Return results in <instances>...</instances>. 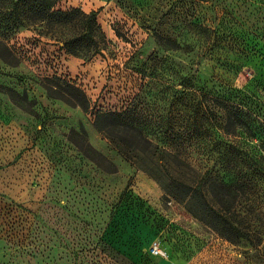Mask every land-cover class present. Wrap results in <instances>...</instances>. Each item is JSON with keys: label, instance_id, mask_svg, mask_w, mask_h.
Masks as SVG:
<instances>
[{"label": "rangeland", "instance_id": "obj_1", "mask_svg": "<svg viewBox=\"0 0 264 264\" xmlns=\"http://www.w3.org/2000/svg\"><path fill=\"white\" fill-rule=\"evenodd\" d=\"M50 1L0 0V264H264V146L243 142L242 158L226 159L208 109L234 100L264 122V0L56 1L95 12L88 51L68 43L88 27L79 16L28 18ZM54 74L89 110L171 119L196 164L238 172L228 217L242 238L201 206L189 213L180 181L137 170L88 114L49 98L42 78Z\"/></svg>", "mask_w": 264, "mask_h": 264}, {"label": "trees", "instance_id": "obj_2", "mask_svg": "<svg viewBox=\"0 0 264 264\" xmlns=\"http://www.w3.org/2000/svg\"><path fill=\"white\" fill-rule=\"evenodd\" d=\"M56 1L58 0H51L46 6L38 4L35 7H28L27 13L32 14L28 18H42L46 10L49 12V18L79 16L88 27L78 36V39L68 43L73 46L78 42L81 46L85 43V50L88 51L94 36L90 24L95 18V12L84 14L77 9L70 12L52 10ZM42 80L49 98L79 107L83 113L88 114L92 118L93 128L134 168L143 170L157 181H180L187 191L186 206L189 213L194 215V207L201 206L207 217L217 221L226 229L225 233L234 234L238 239L242 238L239 222H232L228 217L238 199V172L227 173L223 163L206 168L196 164V160H192L194 154L192 148L189 149L185 144L179 143L180 140L190 138L188 129H185L182 134L177 133L171 119H165L158 127L157 124L155 127V124L151 125V121L136 117L130 109L89 110V99L74 82L56 74L44 76ZM180 87L184 91H182L183 95H186L188 85L182 82ZM195 93L199 100L197 105L201 102V98L207 97L201 90ZM208 102V109L211 113L218 115V118L215 117L217 120L220 119V124L217 125L216 121L214 125L212 124L213 128L219 130L222 137L230 139V142H226L228 148L222 156L238 161L244 152L241 149V143H252L255 138L259 139L260 146H264V122L258 118V115L247 111L245 105L234 100L223 101L212 97L208 98ZM80 133L85 134L82 126ZM165 188L164 185L163 189ZM221 235L230 240L227 234L221 233Z\"/></svg>", "mask_w": 264, "mask_h": 264}, {"label": "built area", "instance_id": "obj_3", "mask_svg": "<svg viewBox=\"0 0 264 264\" xmlns=\"http://www.w3.org/2000/svg\"><path fill=\"white\" fill-rule=\"evenodd\" d=\"M153 253H158V251H153Z\"/></svg>", "mask_w": 264, "mask_h": 264}, {"label": "bare ground", "instance_id": "obj_4", "mask_svg": "<svg viewBox=\"0 0 264 264\" xmlns=\"http://www.w3.org/2000/svg\"><path fill=\"white\" fill-rule=\"evenodd\" d=\"M160 255H161V253H160Z\"/></svg>", "mask_w": 264, "mask_h": 264}]
</instances>
